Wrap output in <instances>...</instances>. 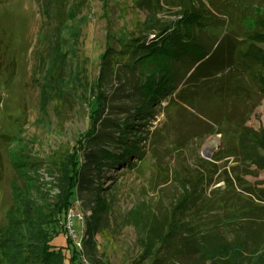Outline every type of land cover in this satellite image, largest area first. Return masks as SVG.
<instances>
[{
  "label": "rangeland",
  "instance_id": "obj_1",
  "mask_svg": "<svg viewBox=\"0 0 264 264\" xmlns=\"http://www.w3.org/2000/svg\"><path fill=\"white\" fill-rule=\"evenodd\" d=\"M213 4L209 0H0V234L6 229L7 211L21 207L55 229L50 244L64 257V264H72L78 255L91 264H215L180 259L179 237L192 232L211 244L235 239L238 226L228 217L242 211L248 217L240 225L249 243L260 242L264 148L240 137L233 128L237 122L224 121V109L214 97L198 94L196 103L219 119V126L176 100L175 88L150 104L148 114H141L137 87L143 68L135 61L136 53H127L130 48L120 44L157 35L181 19L186 6H194L201 8L203 19L192 29L196 38H205L201 46L209 52L210 41L225 33L223 12L238 16L239 23L232 27L242 33V41V20L255 17V11L264 16V0ZM255 45L264 54V42ZM105 55L109 56L104 72ZM180 79L174 82L177 89ZM261 95L245 123L256 133L264 131ZM124 122L128 124L125 145L132 142L138 154L100 166L99 171L89 169L92 186L101 190L72 195L59 213L69 192L66 187L75 181L74 167L85 162V153H100L103 148L120 153L126 147L118 142L119 125ZM14 152L32 161L25 174L12 169ZM248 153L261 160L255 162ZM69 215L72 221L79 218L73 222L79 254L68 242ZM175 228L160 244L166 231ZM89 229V233L95 230L91 238L86 235ZM262 260L260 246L237 264Z\"/></svg>",
  "mask_w": 264,
  "mask_h": 264
},
{
  "label": "trees",
  "instance_id": "obj_2",
  "mask_svg": "<svg viewBox=\"0 0 264 264\" xmlns=\"http://www.w3.org/2000/svg\"><path fill=\"white\" fill-rule=\"evenodd\" d=\"M215 1L209 0L211 6H214ZM200 9L186 6L180 11L181 19L162 28L157 35L151 38L144 36L135 40L134 43L127 40L120 42L121 47L130 48L126 50L127 53L132 54V51L136 53L135 61L143 68V78L137 87L142 98L141 105L137 107L138 111L143 115L148 114L150 104L156 102L158 97L168 90L175 88L174 98L176 100L219 126L220 120L214 115H208L203 107L196 103L199 95L201 98L210 100L214 97L219 100L217 101L219 108L224 109V118H226L224 121L237 122L233 128L240 137L264 148V131L256 133L245 126L248 117L260 104L261 94H264V54L260 53L255 45L256 42H264V16L258 15L260 12L255 11V17L242 20L245 28V41H242V33L232 27L233 24L239 23L238 16L233 17L231 13L227 16L228 12H223L227 17L221 20V26L226 24L225 33L218 41L213 38L210 41L213 46L212 50L206 52L201 46L205 38H196L192 29L196 25H202L203 15ZM212 25L213 27L218 26L216 23ZM108 56L105 55L102 59L104 72L107 65L105 59ZM253 62L259 64V68H254L251 64ZM178 77H181V86L177 89L174 82ZM125 123L119 125V130H121L119 136L122 135V137L117 140L122 146H126L120 153L109 148H103L100 153L91 150L85 153L84 163L77 162L74 167L75 181L66 187L70 193L66 192L65 199L59 207V213L67 203L73 200L72 195L91 188L95 189L97 194L101 190L100 186L97 188L92 186L89 169L95 168L99 171L100 166L119 164L126 161L132 154H138V149L132 146V142L125 145L128 140L124 129L128 124L125 125ZM131 125L133 126V123L129 124ZM222 132L221 128L217 131L220 134ZM251 154L248 153V155ZM250 157L254 158L255 162L261 160L255 154ZM10 158L12 169L21 175L25 174L28 170L27 166L32 164V161H25L16 152ZM214 160L218 159L214 158ZM211 183L212 181L208 184ZM73 187L75 190L71 191ZM18 209L19 207L10 208L6 213V229L0 234V264H64V257L60 252L54 251L50 244L56 236L55 229L48 227L47 220L33 219L28 209L20 207L19 213ZM245 217L248 216L242 211L228 217L229 223L238 226L239 235L227 242L213 241L211 244L208 243L209 240L192 232L180 236L179 258L184 261L197 258L202 261H215V264H237L248 260L252 253L259 250L260 246L264 247V236L257 244L249 243L248 236L245 234L246 230L240 225ZM76 220L78 221V218H74L73 222ZM90 230L86 232L90 234H86L87 238H91V234L95 232L93 229L89 233ZM176 230L177 228L167 230L161 237L160 244L164 243ZM77 240L68 237V242L72 243V249H75V252L77 250L78 253H76L79 254L81 246L78 245ZM244 252L249 253L245 259ZM86 263V260L79 255L72 259V264ZM88 264L91 263L88 262ZM257 264H264V260Z\"/></svg>",
  "mask_w": 264,
  "mask_h": 264
},
{
  "label": "built area",
  "instance_id": "obj_3",
  "mask_svg": "<svg viewBox=\"0 0 264 264\" xmlns=\"http://www.w3.org/2000/svg\"><path fill=\"white\" fill-rule=\"evenodd\" d=\"M71 217H72L71 215L68 216L69 221H68V224H67V226H68L67 229H68L69 237H71L72 239L76 240L78 237H77V235L75 233L76 230L74 228L73 221H72ZM78 220H79V218H78ZM78 245H80V243H78ZM86 264H88V263H86Z\"/></svg>",
  "mask_w": 264,
  "mask_h": 264
}]
</instances>
